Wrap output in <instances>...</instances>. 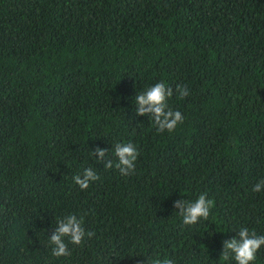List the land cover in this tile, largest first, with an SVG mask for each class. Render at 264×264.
<instances>
[{"label":"trees","instance_id":"16d2710c","mask_svg":"<svg viewBox=\"0 0 264 264\" xmlns=\"http://www.w3.org/2000/svg\"><path fill=\"white\" fill-rule=\"evenodd\" d=\"M157 82L185 118L171 133L136 111ZM129 142L125 177L114 149ZM261 180L264 0H0V264H236L223 242L264 235ZM203 193L209 218L185 225L174 202ZM68 214L94 235L55 257Z\"/></svg>","mask_w":264,"mask_h":264},{"label":"clouds","instance_id":"9594fccd","mask_svg":"<svg viewBox=\"0 0 264 264\" xmlns=\"http://www.w3.org/2000/svg\"><path fill=\"white\" fill-rule=\"evenodd\" d=\"M175 92L179 98L187 97L189 89L186 85H177ZM173 96V88L165 82H157L154 86L138 93L135 103L138 105L137 114L140 116L151 115V120L160 133L165 131L171 133L180 124L184 122V116L179 110H173L168 105V100ZM108 154L107 149L96 148L93 155H98L101 160ZM114 155L117 158L115 167L122 176H129L136 171V161L139 156L137 146L131 142L117 143L114 149ZM113 161L108 160L105 168L111 169ZM99 179L97 172L88 167L82 175H76L74 182L81 190L89 188L90 183ZM253 191H264V180L258 182ZM174 207L179 209V215L182 217L185 225H195L201 219L207 220L210 216V210L213 207V201L208 199L207 193L200 194L194 201L179 199L174 202ZM55 232L50 236L49 241L52 245V255L55 257H64L70 255L68 242L72 245H82L85 238H90L94 233L86 232L84 220L76 214H68L57 220ZM224 248L222 256L228 258L230 255L236 264H252L256 259L258 250L264 246V235H258L247 228H241L238 232V238L226 240L223 242ZM151 264H173L170 258H156Z\"/></svg>","mask_w":264,"mask_h":264}]
</instances>
